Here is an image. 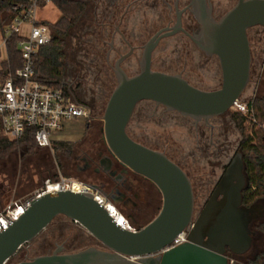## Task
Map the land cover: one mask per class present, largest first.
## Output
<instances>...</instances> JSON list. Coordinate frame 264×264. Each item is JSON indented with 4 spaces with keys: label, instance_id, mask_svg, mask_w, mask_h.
I'll return each instance as SVG.
<instances>
[{
    "label": "water",
    "instance_id": "95a60500",
    "mask_svg": "<svg viewBox=\"0 0 264 264\" xmlns=\"http://www.w3.org/2000/svg\"><path fill=\"white\" fill-rule=\"evenodd\" d=\"M192 4L201 25L194 41L206 53L219 57L221 87L205 90L179 74L153 70L155 36L146 46L138 74L129 76L120 66L122 59L118 61V83L104 115L91 114L103 117L104 137L114 156L160 189L163 204L158 215L142 228L126 227L93 191H46L32 197L27 210L0 233V264H7L59 216L80 225L103 248L93 245L68 253L58 248L15 264H233L234 257L250 251L255 234L252 224L264 215V207L260 202L243 203L248 180L242 154L231 162L195 217V193L185 170L164 152L128 133L130 119L142 100L155 101L198 121L208 120L229 111L250 82L252 43L248 29L264 26V0H241L219 20L212 15L207 0H192ZM185 230L186 241L172 246Z\"/></svg>",
    "mask_w": 264,
    "mask_h": 264
},
{
    "label": "rangeland",
    "instance_id": "374dc122",
    "mask_svg": "<svg viewBox=\"0 0 264 264\" xmlns=\"http://www.w3.org/2000/svg\"><path fill=\"white\" fill-rule=\"evenodd\" d=\"M93 10V6L87 9L88 17L83 16L82 20L71 29L67 38L65 58L67 70L64 82L70 83L80 103L90 107V99L92 97L95 100L101 101L100 111L94 112L92 115L103 116L107 102L117 82L112 76L109 78V82H107L101 74L103 72L98 73V76L94 75L95 67H93L91 77L90 74L82 72L85 69V60L82 57L85 55L83 52L85 46L82 37L85 34L86 24L93 23V19L95 18ZM37 15L38 19L41 18L40 20L44 18L50 22H55L61 13L53 3H47L44 6H39ZM139 22L141 23L142 20ZM140 26L141 24L138 25V27ZM27 28L25 26L24 30H28ZM142 36L144 40L147 38V34H143ZM2 37V33H0V68L3 61L7 58V50L3 45ZM251 43L253 56L251 79L240 98L242 101H250L256 96L264 94V35L259 40L253 38ZM181 46L166 42L162 44V70L178 71L181 68H187L188 74L197 84L213 86L215 82L208 80L204 73L197 70L199 62L197 61V55L190 53L188 47L182 49ZM100 48V51L103 52L102 48L107 49V45L101 43ZM90 51L91 48L88 52ZM96 58L98 67L103 68L106 66L102 55ZM89 83H92V86ZM88 89H90L92 97L84 95ZM233 109L239 112L235 105ZM244 125L249 135H251L249 118L246 117ZM101 127H104L103 117H92L90 114L88 118H72L65 122L62 129L52 133L53 141L48 148H34L28 154H24L21 150L11 151L5 156H0V208L12 200H24L34 196L46 186L50 179L56 180L58 177L66 176L71 181H83L95 184V188L100 194L116 206L133 228L139 229L151 222L161 210L163 204L162 194L149 180L143 178L137 180L131 171L127 170V173L125 171L116 172L114 164L106 172L103 168L106 169L107 164L101 163L102 159H104L103 157L100 159L101 167L97 165L99 158H97L96 154H98L100 148ZM237 127L238 131L233 125H231L230 129L229 143L232 151L234 147H237L240 135L243 137L239 126ZM152 131L156 130L153 129ZM152 131L130 130L133 136L138 139H144V132ZM254 134L255 143L257 142V135L256 132ZM56 141L71 142L73 152L64 153L56 150ZM191 141L189 132L185 129L173 126H168V128L162 127V149L181 163L183 162L185 166L186 162L181 157L185 155V152L186 154H190ZM152 144L159 146L156 142H152ZM94 158L96 162H93ZM89 163L92 166L85 168ZM97 167L101 169L100 172H97L98 176L95 173ZM113 172L115 174L111 176L110 173ZM219 173L220 168L216 176ZM120 176L123 182L120 183L119 188H116L117 181L115 179ZM195 195L198 203H201L205 197L208 198L211 194L199 193ZM258 201L264 207V199ZM261 221L264 222V215L252 224V230L255 232L254 242L250 251L244 255V259L253 257L264 248V234L257 227V224ZM67 240L66 247L72 252L93 245L102 248L96 239L80 225L64 216H59L33 242L23 246L13 257L11 264L24 261L27 256L35 257L47 254L55 249L56 242L65 243Z\"/></svg>",
    "mask_w": 264,
    "mask_h": 264
},
{
    "label": "flooded vegetation",
    "instance_id": "af4514ba",
    "mask_svg": "<svg viewBox=\"0 0 264 264\" xmlns=\"http://www.w3.org/2000/svg\"><path fill=\"white\" fill-rule=\"evenodd\" d=\"M84 1L87 3L88 8L93 6L95 18L93 19V23L86 24L85 34L82 37L85 46L83 51L85 55L82 56L85 60V69L82 70L83 73H88L91 77L93 67H95L94 75L98 76V73L103 72L101 74L103 78L105 77L107 82H109V78L112 76L118 83L116 65L118 61L122 59L120 66L129 76L138 74L141 70V62L144 57L146 46L150 40L156 36L158 42L151 52V68L153 70L169 74H179L190 84L201 89L214 90L221 87L223 73L219 57L216 54L206 53L194 41V37L201 30V25L195 17L192 0ZM240 1L241 0H207V4L211 8L214 18L219 20L233 10ZM84 16L86 18L88 17V11H86ZM146 18L147 20L145 21ZM140 20H142L141 23L139 22ZM139 24H141L140 27H138ZM262 33H264L263 25L250 27L248 29L250 44L253 38L257 40L261 39L264 35ZM143 34H147L145 40L142 39ZM165 42L175 43L176 46L182 45V49L188 47L190 53L197 55V61H199L197 70L204 73L208 80H213L215 84H213V86L197 84L188 74L187 68H181L178 71L162 70V44ZM101 43L107 45V49L102 48L104 50L103 52L100 51ZM90 48L91 51L88 52ZM101 55L106 65L103 68L97 65L98 61L96 57ZM64 83L73 98L78 101L71 85L66 82ZM89 85L92 86V83H89ZM90 89L85 91L84 95L92 97ZM90 101V114L99 112L101 109V101L95 100L93 97ZM233 107L234 105L224 114L213 116L208 120L203 119L198 121L189 116L182 115L178 111L169 110L164 105L158 104L155 101L142 100L136 106L130 119L128 133L136 141L150 148L164 152L174 162L180 165L190 177L195 194L207 193L212 195L235 157L240 153L244 160L242 148L243 137L240 135V141L237 147H234L233 151L229 143L231 125L238 131V112H236ZM168 126L182 128L189 132V136L192 140L191 148L188 147L190 154H186L185 152V155L181 157V159L186 162V166L183 162L181 163L167 151L162 149V127L168 128ZM88 127L90 128V126ZM153 129L156 131H152ZM130 130H150L152 132H142L144 139H138L133 136ZM100 131V148L98 154H96L97 158H99V163L97 162V165L101 167L102 162L106 163L107 168H103L106 172L109 171L108 168L112 167L113 164L116 172L125 171L127 173L131 171L137 180L140 178L149 180L161 193L160 189L153 181L130 170L114 156L106 143L103 127L100 128ZM152 142H156L159 146L153 145ZM102 157L104 159H102L100 163ZM89 166L91 167L92 164L89 163L85 168H89ZM100 167H97L96 172L101 171ZM218 167L220 168V173L216 176V173L219 171ZM110 174L113 176L115 173L113 172ZM115 180L117 181L115 186L119 188L118 186L123 182L122 177L120 176ZM211 195L208 198L205 197L201 203H198L195 195V217L200 214ZM58 248H61V253L72 252L66 247L64 242H56L55 249L47 254L54 252ZM31 258L33 257L27 256L26 260ZM12 259L13 257L7 264H11Z\"/></svg>",
    "mask_w": 264,
    "mask_h": 264
},
{
    "label": "built area",
    "instance_id": "2783aa9c",
    "mask_svg": "<svg viewBox=\"0 0 264 264\" xmlns=\"http://www.w3.org/2000/svg\"><path fill=\"white\" fill-rule=\"evenodd\" d=\"M42 1L47 4L52 0H30L28 6L13 19L2 34L5 47L11 34L16 33L21 37L19 48L23 66L0 81V119L8 138L18 140L23 137L27 129L32 128L38 145L49 147L53 141L54 131L62 129L65 122L72 118H88L90 109L85 104H79L80 102L78 103L68 90L54 88L35 79L33 56L41 45L48 44L52 39L50 25L38 19L37 12ZM25 26L28 27L26 31ZM234 105L239 112L249 118L253 137L259 129L264 132V121L256 117L253 100L239 99ZM77 182L81 190L76 192L93 191L99 200L105 203L107 199L96 188L93 189V186L84 182ZM72 183L69 178L49 181L45 188L34 196L48 191L51 184L61 186L60 190H72L70 187ZM31 198L12 200L0 209V233L12 224V220L18 219L27 210ZM187 234L188 230L181 232L172 246L186 241ZM232 262L234 263V260Z\"/></svg>",
    "mask_w": 264,
    "mask_h": 264
},
{
    "label": "trees",
    "instance_id": "16d2710c",
    "mask_svg": "<svg viewBox=\"0 0 264 264\" xmlns=\"http://www.w3.org/2000/svg\"><path fill=\"white\" fill-rule=\"evenodd\" d=\"M29 2L30 0H0V33H4L5 28L28 6ZM51 3L56 6L61 15L55 22L44 21L52 29V39L48 44L41 45L33 56L35 79L54 88L67 90L64 83L67 70L65 61L67 38L71 29L82 20L88 6L84 0H52ZM45 4L43 1L40 3L41 6ZM20 40L21 37L13 33L6 41L7 58L0 68V81L5 80L10 73H15L23 66L19 48ZM253 107L256 117L260 121H264V94L253 99ZM237 119L239 129L243 134L242 148L248 180L247 186L243 190V203L250 206L256 201L264 199V132L260 129L256 131L257 142L254 143V137L249 135L244 125L246 117L238 112ZM34 134V130L29 128L22 138L12 140L5 135L0 119V156H5L11 151L21 150L24 154H28L34 148H48L38 145ZM72 146V143L68 141H56L55 149L71 153L73 152ZM95 173L98 176V173ZM62 178L67 177L61 176L56 180L50 179V181L55 182ZM84 183L96 187L95 184ZM257 227L264 234V222H259ZM234 258L233 264H264V248L251 258L244 259V256Z\"/></svg>",
    "mask_w": 264,
    "mask_h": 264
},
{
    "label": "bare ground",
    "instance_id": "6f19581e",
    "mask_svg": "<svg viewBox=\"0 0 264 264\" xmlns=\"http://www.w3.org/2000/svg\"><path fill=\"white\" fill-rule=\"evenodd\" d=\"M71 189L74 191H79L81 190V187L79 186V183L77 181H73V183L71 184ZM61 189V186L57 185V184H51L49 186L48 191L50 192H56L59 191ZM105 203L110 207V209H112L113 213L115 214V216L117 217V219L119 220L120 223H122V225L124 226H131L130 222L125 218L124 216L120 213V211L108 200H105Z\"/></svg>",
    "mask_w": 264,
    "mask_h": 264
},
{
    "label": "crops",
    "instance_id": "0c3cea01",
    "mask_svg": "<svg viewBox=\"0 0 264 264\" xmlns=\"http://www.w3.org/2000/svg\"><path fill=\"white\" fill-rule=\"evenodd\" d=\"M49 4V3H48ZM52 4V3H51ZM60 17V16H59ZM41 19V18H40ZM42 20L48 21L47 19L42 18Z\"/></svg>",
    "mask_w": 264,
    "mask_h": 264
}]
</instances>
